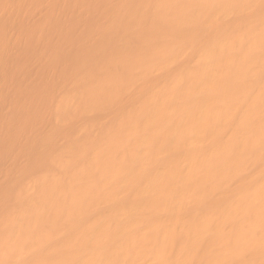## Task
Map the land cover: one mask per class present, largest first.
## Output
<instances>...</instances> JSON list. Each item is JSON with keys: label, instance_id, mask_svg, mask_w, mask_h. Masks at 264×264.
Returning a JSON list of instances; mask_svg holds the SVG:
<instances>
[{"label": "bare ground", "instance_id": "obj_1", "mask_svg": "<svg viewBox=\"0 0 264 264\" xmlns=\"http://www.w3.org/2000/svg\"><path fill=\"white\" fill-rule=\"evenodd\" d=\"M0 264H264V0H0Z\"/></svg>", "mask_w": 264, "mask_h": 264}]
</instances>
